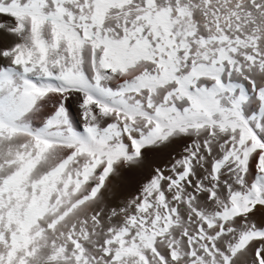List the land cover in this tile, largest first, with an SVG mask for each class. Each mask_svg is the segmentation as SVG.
<instances>
[{"label":"snow or ice","instance_id":"snow-or-ice-1","mask_svg":"<svg viewBox=\"0 0 264 264\" xmlns=\"http://www.w3.org/2000/svg\"><path fill=\"white\" fill-rule=\"evenodd\" d=\"M0 264H264V0H0Z\"/></svg>","mask_w":264,"mask_h":264}]
</instances>
